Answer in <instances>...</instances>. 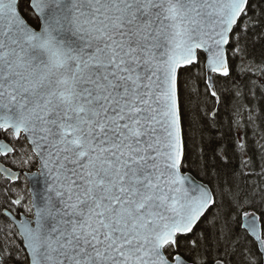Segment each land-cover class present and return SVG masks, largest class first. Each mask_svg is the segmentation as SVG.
<instances>
[{
	"label": "snow or ice",
	"instance_id": "6c2138e0",
	"mask_svg": "<svg viewBox=\"0 0 264 264\" xmlns=\"http://www.w3.org/2000/svg\"><path fill=\"white\" fill-rule=\"evenodd\" d=\"M257 92L264 0H0V264H264Z\"/></svg>",
	"mask_w": 264,
	"mask_h": 264
},
{
	"label": "trees",
	"instance_id": "16d2710c",
	"mask_svg": "<svg viewBox=\"0 0 264 264\" xmlns=\"http://www.w3.org/2000/svg\"><path fill=\"white\" fill-rule=\"evenodd\" d=\"M250 114L254 115L256 123L248 127L247 115ZM218 120L219 124L215 128L204 133L203 147L208 151L210 158L212 150L221 147H226L231 154L235 149L239 131L243 134L239 142L251 150L246 154L259 156L260 145H264V99H261V93L257 92L255 96L248 93L247 97L238 99L232 97L223 99ZM235 121H239V124L237 125ZM240 158L241 154L236 153L233 164H238Z\"/></svg>",
	"mask_w": 264,
	"mask_h": 264
},
{
	"label": "rangeland",
	"instance_id": "374dc122",
	"mask_svg": "<svg viewBox=\"0 0 264 264\" xmlns=\"http://www.w3.org/2000/svg\"><path fill=\"white\" fill-rule=\"evenodd\" d=\"M247 116H248L247 117L248 127H251V126H253L256 123V118L252 114L247 115ZM242 135H243L242 131H239L238 135H237V139L239 140Z\"/></svg>",
	"mask_w": 264,
	"mask_h": 264
}]
</instances>
